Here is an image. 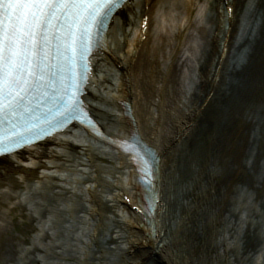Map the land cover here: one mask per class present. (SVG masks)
Returning <instances> with one entry per match:
<instances>
[{"label": "bare ground", "instance_id": "bare-ground-1", "mask_svg": "<svg viewBox=\"0 0 264 264\" xmlns=\"http://www.w3.org/2000/svg\"><path fill=\"white\" fill-rule=\"evenodd\" d=\"M172 1L177 15L171 16L176 28L170 30L158 16L167 13ZM224 1L132 0L114 17L107 45L94 58L89 109L110 137H129L138 129L161 156L155 236L132 210L140 194L130 157L93 143L89 136L72 140L57 135L0 159V214L7 216L0 225V264L14 263L18 253H25L26 264H40L45 250L41 244L49 238L44 229L30 234L35 219L25 212L20 196L44 195V190L50 202L40 201L39 208L45 214L80 213L83 207L68 205L71 197L88 204L83 206L97 221L91 242L98 249L107 246L106 251L118 257L111 260L97 251L92 253L97 264H246L264 254V175L248 183L255 199L247 215L239 216L231 242L225 250L217 245L218 227L231 212L229 194L239 181L237 175L246 174L236 155L247 128L257 129L255 166L264 160V0H226L233 8L226 32L219 11ZM245 10L248 17L241 28ZM195 31L203 42L197 43ZM221 31L226 33L225 53L218 52ZM185 53L189 56L184 59ZM212 60L220 68L209 77ZM187 63L193 68L192 86L175 89V94H183L180 98L171 96L179 86L177 73ZM231 63L234 68L226 82ZM223 88L224 106L209 117ZM203 93L210 99L200 108L196 100ZM124 102L132 107V121ZM124 197L131 198L130 205ZM105 220L112 222L108 229ZM54 247L61 248L55 242Z\"/></svg>", "mask_w": 264, "mask_h": 264}, {"label": "snow or ice", "instance_id": "snow-or-ice-1", "mask_svg": "<svg viewBox=\"0 0 264 264\" xmlns=\"http://www.w3.org/2000/svg\"><path fill=\"white\" fill-rule=\"evenodd\" d=\"M116 2L0 0V118L5 111L13 115L30 105L36 93L50 89L61 72V61L74 69L76 58L87 51L91 37ZM71 88L67 113L79 102V84ZM148 169L145 163V174Z\"/></svg>", "mask_w": 264, "mask_h": 264}, {"label": "rangeland", "instance_id": "rangeland-1", "mask_svg": "<svg viewBox=\"0 0 264 264\" xmlns=\"http://www.w3.org/2000/svg\"><path fill=\"white\" fill-rule=\"evenodd\" d=\"M179 1L176 2V4ZM202 2L199 3V6H201ZM170 5V4H167ZM175 5L172 1L170 5V9L167 10V13L159 12L158 19L161 20L163 26L168 27L170 30H173L176 28V26H173L172 23V17L176 16L177 11L176 8L173 6ZM167 7V6H166ZM248 7V6H247ZM249 8V7H248ZM199 9V8H198ZM247 10V9H246ZM244 11L241 17V28H243V24H245V21L248 17L247 11ZM172 11V12H171ZM246 12V13H245ZM175 24H177L175 22ZM192 33V30L191 32ZM238 34L240 33L237 32ZM237 34V35H238ZM194 36H197V43L203 42V35H201L199 32L195 31L193 32ZM190 38V37H189ZM188 38V41L191 39ZM202 38V39H201ZM238 38V36L236 37ZM196 43V38H193L192 43ZM191 41L189 42V44ZM187 44V48L190 46ZM198 46V45H197ZM166 52V53H165ZM164 53L167 55L170 52V48L167 49ZM199 53V52H198ZM197 53V54H198ZM199 55V54H198ZM161 56V61L164 60V57ZM189 54L185 53L184 59L188 57ZM193 65V64H192ZM234 68V63L229 64L227 67V74H226V82H229L231 79V73ZM191 64L187 63V66L184 67L183 71L180 73V71L177 73L178 76V87L172 89L171 96L175 94V89L180 88V90H186L187 88H191L192 84H190V71L192 70ZM145 86V85H144ZM146 87V86H145ZM183 92V91H182ZM179 94H175L177 98H180V95L182 97L183 94L181 92H177ZM225 97V89L223 88L220 91V95L218 97V100L214 101V103L211 105V108L208 110L209 117H211L217 109L219 110L224 106L222 103V100ZM178 100V99H177ZM226 109V107H225ZM224 109V110H225ZM169 111V109H168ZM175 110L170 112L173 114ZM175 115L176 112L174 113ZM169 116V115H168ZM208 121V120H207ZM208 125V124H207ZM170 128V126H168ZM246 137L239 142L238 148H237V155L236 160H238V164L243 167V169H246V174L239 173L237 175V178L239 181L236 182L235 185H233V188L229 194V203L228 208L231 210L230 213H227L224 217L225 220H223V224H221L220 227H218L219 232L217 236V245L218 248H221L222 250H225V246L228 245L232 240V235L237 230V223L239 222V216L245 217L249 210H251L250 206L253 205L254 193L249 188L248 183L252 181H260L263 180V167H264V160L260 163V167L255 166L254 164V156L257 154V149L255 147V141L254 137L256 136L257 129L251 127L247 128ZM194 142V141H192ZM212 160V159H210ZM212 164L213 162L210 161L209 164ZM259 168V169H258ZM242 169V168H241ZM209 171V169H208ZM35 184V183H34ZM33 187V186H32ZM23 192L24 194L27 193ZM43 194H32L30 196H25L20 193L18 195L21 197L22 207L24 208L25 212L29 215H32L35 219L34 221V228L35 230L30 232L31 235H36L39 230L44 229L45 233L47 234L48 238L47 240H43V243L41 246H45V250L40 255V264H97L98 262L93 260V254L97 253L98 256H106L108 259L118 260V257L115 256L114 253H109L106 251L107 246L103 245L105 247L98 249L97 245L93 244L91 242V233L92 230L96 227L97 224L93 217L90 216L88 211H86L85 206L88 208V204H83L80 200H78L76 197H71L70 201L68 202V205L71 207H83L82 211H70L66 214H63L61 217H56L54 215H51V213L45 214L42 212V210L39 208V202H46L49 204L50 200L47 199L44 196H48L47 190L43 191ZM85 205V206H83ZM7 216L4 214H0V225L3 223H6L5 221ZM105 228L108 229L112 225L111 221L105 220L104 221ZM261 225V224H260ZM262 229L264 230V225L262 226ZM31 230V229H30ZM105 240V239H104ZM54 242L56 245H58L61 248H57L55 250ZM27 247V246H25ZM93 253V254H92ZM17 260L14 261V263L10 264H26L27 256L25 257V253L19 254L16 256ZM246 264H264V254L259 253L258 257L255 259H252V261H249V263Z\"/></svg>", "mask_w": 264, "mask_h": 264}]
</instances>
